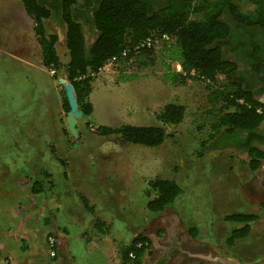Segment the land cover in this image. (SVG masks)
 I'll return each instance as SVG.
<instances>
[{
  "label": "crops",
  "instance_id": "obj_1",
  "mask_svg": "<svg viewBox=\"0 0 264 264\" xmlns=\"http://www.w3.org/2000/svg\"><path fill=\"white\" fill-rule=\"evenodd\" d=\"M1 5L9 8L10 0H2ZM10 19L9 12H0V56L2 54L5 58L17 57L7 30L9 24L6 21ZM25 61L29 68L34 65L42 74H48L42 66L41 55L37 64ZM48 77L50 86L44 94L41 93L39 102H44L49 109L55 106L57 122L53 128L49 122L47 127H42L45 138H33L36 142L30 139L26 143L21 140L23 131L16 134L11 129L12 142H6V114L5 111L0 114V264H125L124 250L136 238L142 240L145 248L139 264L248 263L244 261L248 250L261 247L264 239V234L259 236L258 219L249 223L228 221L226 218L230 216L247 214V209H242L240 203L229 201L214 212L218 206L213 207L210 201V213L216 219L210 224L206 222L208 230L204 229L203 218L192 210L184 218L189 209L182 208L184 200L181 197L186 195L185 191H192L187 197L200 198L201 190L196 185L195 189L182 188L184 194L181 193L183 195L180 194L172 206L159 213L150 212L146 203L139 213L140 223L135 225L134 157H102L96 162L100 166L98 169L91 166L96 165L90 162L91 157L73 156L71 159L75 145L72 140L69 142L70 136L65 135L63 105L55 91L53 76L48 74ZM47 113L50 116L51 111ZM128 122L125 125L134 126L133 119L129 118ZM26 127L34 130L32 125ZM58 139H64L66 144L60 145ZM27 144L34 145L30 154L26 151ZM105 145L112 147L115 144L106 142ZM227 147L238 149L234 145ZM242 152L249 164L248 152ZM81 153L86 152L82 150ZM52 160L56 169L51 167ZM194 191H197L196 195ZM144 196L147 197L146 192ZM190 220H195L194 224H189ZM244 227L249 228L248 235L228 246L226 241L232 233ZM48 237L56 240L53 258L47 247ZM207 237L215 238L218 243L220 239L225 240V253H220V246L208 242Z\"/></svg>",
  "mask_w": 264,
  "mask_h": 264
},
{
  "label": "rangeland",
  "instance_id": "obj_2",
  "mask_svg": "<svg viewBox=\"0 0 264 264\" xmlns=\"http://www.w3.org/2000/svg\"><path fill=\"white\" fill-rule=\"evenodd\" d=\"M214 2H218V0H214ZM247 9L249 12L254 11L253 6H248ZM2 10L6 14L9 12L11 18L6 23L9 24L7 30L10 34L13 53L18 58L24 59L5 58L2 54L0 56V114L3 111L6 114L5 141L11 144L12 129L16 134L23 131L21 140L27 143L33 138L36 140L45 138L46 132L42 127H47V122L52 124L50 127L57 122L55 106L53 105L49 109L44 102L43 104L39 102L41 93L44 94L46 88L50 86L48 74L54 76V87L59 95L60 104H63V100L66 98L61 80L66 82L67 80L63 69L54 75L49 70L46 71L48 74L45 72L42 74L38 67L32 65V68H29L26 65L25 60L37 64L41 55L33 31V22L25 13L19 0H10L9 8L7 6L2 8L1 5L0 12ZM222 17L226 19L227 15L223 14ZM44 24L48 33L57 35L56 51L61 63L65 65L68 62V53L65 48L64 26L51 20H46ZM95 37L96 32L86 34V48H89ZM161 42L157 41L151 58L147 59L142 67L135 66L133 60L121 64H107L95 76L89 97L94 110L91 115H81L77 119L76 136L67 132L65 120L68 117V112L66 113L62 108L64 111L62 126L65 135L70 136L69 142L72 140V144L75 145V153L71 155V159L73 156L83 157L85 155L92 158L90 162L96 163L102 157H134L135 225L140 223L141 215L139 213L150 200L144 196L148 181L155 178H166L175 181L181 189H191L196 185L201 190L199 199L186 196L192 191H185V196H182L184 194L182 192L181 198L184 200L182 208L189 209L186 210L184 218L186 213L192 210L204 219L202 226L206 229V222L210 224L212 219H216V216L212 217L210 213V201H212L213 207L218 206L213 209L214 212H217V208L221 209L226 206L225 202L235 201L242 205V209H247V214H254L257 217L259 236L263 235L264 162L253 172L250 170L248 158L241 148L239 150L229 147L211 148L212 140L208 138L211 133L210 124L213 122V116L208 113L211 108L208 102L209 86L193 75L184 82L174 83L170 72H178L181 68L177 63L170 62L164 56ZM217 82H224V78L219 77ZM260 101L264 103V96ZM168 103L179 104L185 108L184 118L178 125L162 126L156 121L155 115ZM48 110L51 111L50 116H47ZM129 118L134 120V126L163 127L167 134L165 142L159 147L146 148L122 143L115 136L107 137L95 134V129L98 127L116 128L129 124ZM25 125H32L34 130L28 129ZM35 130L37 131L35 132ZM52 131L53 129H51V134ZM58 142L60 145L66 144L64 139ZM106 142L115 145L109 147L105 145ZM204 142L207 143L204 144ZM33 146H27L28 154L34 150ZM78 146L81 149H78ZM82 150L86 153H81ZM91 166L97 169L100 167L98 163ZM51 167L57 168L53 160ZM206 189L208 191H205ZM211 189L215 190L209 191ZM197 191H194V195L197 194ZM190 221L189 224L195 222V220ZM186 222L188 221L186 220ZM220 232L222 235L221 228ZM205 239L208 242L212 241L213 245L218 244L220 253H225L227 247L225 240L220 239V243H218L215 238L207 237ZM246 244L244 243V245ZM258 250L259 253H257ZM260 256L264 258V239L261 241V247L248 250V254L245 256L247 260L244 261L248 262L246 264H264V259L259 258Z\"/></svg>",
  "mask_w": 264,
  "mask_h": 264
},
{
  "label": "trees",
  "instance_id": "obj_3",
  "mask_svg": "<svg viewBox=\"0 0 264 264\" xmlns=\"http://www.w3.org/2000/svg\"><path fill=\"white\" fill-rule=\"evenodd\" d=\"M73 1L65 0L62 5L63 19L58 21L66 28L68 62L63 65L56 51L58 37L48 33L44 24L52 16L50 10L54 5L39 0H20L33 22L42 66L54 71V74L63 69L83 116H89L93 111L89 96L95 76L112 58L116 59L117 64L133 60L137 67L145 65L157 42L150 48L139 45L152 36L162 41L164 56L181 68L180 72H170L174 83L184 82L193 75L209 86L208 102L211 108L208 113L213 116L208 138L212 140L210 146L215 149L228 145L241 148L248 152L250 170L258 169L264 160V152L254 147L253 142L264 141V132L260 130L264 124V103L238 84L235 77L237 67L225 57L224 48L233 50V42L243 45L253 31L264 32V0H167L162 5H153L148 0H99L89 19L96 30L95 40L89 48H86L82 25L73 17V8L76 7L70 3ZM248 6H253L254 11H247ZM223 14L227 15L226 19L222 17ZM162 35L169 40H161ZM166 76L169 77L168 74ZM219 77H223L224 82L218 83ZM62 105L64 111L69 112L66 98ZM184 113L182 105L168 103L155 118L162 126H175L181 123ZM95 134L115 136L124 143L146 148L161 146L167 137L163 127L153 125L103 126L96 128ZM181 193L182 189L171 179L150 180L146 191V196L150 198L147 209L159 213L172 206ZM256 218L254 214H236L226 219L249 223ZM248 233V227L234 231L226 241L227 245L232 246L236 239ZM141 242L136 238L124 250L125 264H139L145 251ZM130 253L134 254L132 260Z\"/></svg>",
  "mask_w": 264,
  "mask_h": 264
},
{
  "label": "flooded vegetation",
  "instance_id": "obj_4",
  "mask_svg": "<svg viewBox=\"0 0 264 264\" xmlns=\"http://www.w3.org/2000/svg\"><path fill=\"white\" fill-rule=\"evenodd\" d=\"M40 2H47L53 4V9L50 10L52 16L48 20L55 21L58 25L59 20L63 19L62 5L65 3V0H39ZM71 1V0H68ZM99 0H74L70 2L73 4V17L78 23L83 27L84 37L88 33H95V28L92 27L89 19L92 16L93 9L97 5ZM153 5L164 4L167 0H148ZM65 28V25L62 24ZM66 34V28H65ZM249 40L244 42L243 45H240L236 42L231 44L230 48H224L225 57L236 65V75L238 79V84L245 89L254 93L255 96H258L259 101L262 96H264V32L262 30H255L250 34ZM260 127V130L264 132L263 128ZM254 147L264 152V141L262 142H253Z\"/></svg>",
  "mask_w": 264,
  "mask_h": 264
},
{
  "label": "water",
  "instance_id": "obj_5",
  "mask_svg": "<svg viewBox=\"0 0 264 264\" xmlns=\"http://www.w3.org/2000/svg\"><path fill=\"white\" fill-rule=\"evenodd\" d=\"M61 83L64 85L66 98H67L68 105L70 108L68 112V117L66 118L67 128H68V131L73 136H76L77 135V131H76L77 119L82 115V113L78 110L76 99L74 96V90L72 86L64 80L63 81L61 80Z\"/></svg>",
  "mask_w": 264,
  "mask_h": 264
},
{
  "label": "built area",
  "instance_id": "obj_6",
  "mask_svg": "<svg viewBox=\"0 0 264 264\" xmlns=\"http://www.w3.org/2000/svg\"><path fill=\"white\" fill-rule=\"evenodd\" d=\"M161 40L163 41H168L169 38L166 36V35H162L161 36ZM157 42V40H155L152 36L146 38L140 45L139 47H147V48H150V47H153L155 45V43ZM126 53L124 52L123 55H125ZM116 59L115 58H112L108 64H116L115 63ZM51 74H54V71H50ZM261 102V101H260ZM262 103V102H261ZM258 112H260L258 110ZM47 247H48V250H49V255L50 257H55L56 255V240L53 238V237H48L47 238ZM129 258L132 260L134 259V254L133 253H130L129 254Z\"/></svg>",
  "mask_w": 264,
  "mask_h": 264
},
{
  "label": "bare ground",
  "instance_id": "obj_7",
  "mask_svg": "<svg viewBox=\"0 0 264 264\" xmlns=\"http://www.w3.org/2000/svg\"><path fill=\"white\" fill-rule=\"evenodd\" d=\"M247 198V197H246ZM248 200V199H247Z\"/></svg>",
  "mask_w": 264,
  "mask_h": 264
}]
</instances>
